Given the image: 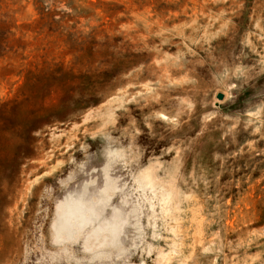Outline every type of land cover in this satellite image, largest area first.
<instances>
[{
	"label": "rangeland",
	"instance_id": "374dc122",
	"mask_svg": "<svg viewBox=\"0 0 264 264\" xmlns=\"http://www.w3.org/2000/svg\"><path fill=\"white\" fill-rule=\"evenodd\" d=\"M0 264H264V0H0Z\"/></svg>",
	"mask_w": 264,
	"mask_h": 264
},
{
	"label": "water",
	"instance_id": "95a60500",
	"mask_svg": "<svg viewBox=\"0 0 264 264\" xmlns=\"http://www.w3.org/2000/svg\"><path fill=\"white\" fill-rule=\"evenodd\" d=\"M217 98H218V99H221V98H222V95H218Z\"/></svg>",
	"mask_w": 264,
	"mask_h": 264
}]
</instances>
